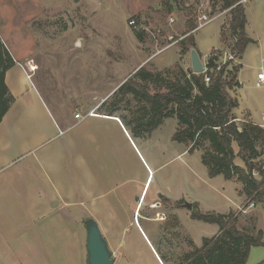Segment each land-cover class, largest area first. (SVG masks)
<instances>
[{
  "label": "rangeland",
  "instance_id": "1",
  "mask_svg": "<svg viewBox=\"0 0 264 264\" xmlns=\"http://www.w3.org/2000/svg\"><path fill=\"white\" fill-rule=\"evenodd\" d=\"M155 1L0 0V38L29 77L19 68L9 75L16 102L0 140V264H88V218L98 223L115 264H178L185 253L201 248L204 238L219 233L217 225L193 220V209H178L180 201L198 204L204 215L234 212L240 229L255 222L264 234V204L244 210L241 184L211 179L201 153H189L172 140L176 119L137 139L127 124L89 118L94 111L87 108L112 101L137 69L191 67L192 49L181 55L179 47L194 34L186 33L188 12L175 6L169 14L162 9L164 0ZM190 5L197 25L199 7L208 15L214 12L210 0ZM244 5L248 32L257 44L248 47L241 62L233 61L242 64L241 87L230 94L239 102L235 114L259 125L264 124V88L256 86L264 70V0ZM228 20L226 12L196 30L202 62L221 47V28ZM145 183L146 193L151 188L138 214L153 217L148 204L161 190L171 200L177 225L132 216L136 200L123 195ZM156 212L155 219L164 218ZM263 261L264 247L252 248L247 264Z\"/></svg>",
  "mask_w": 264,
  "mask_h": 264
},
{
  "label": "trees",
  "instance_id": "2",
  "mask_svg": "<svg viewBox=\"0 0 264 264\" xmlns=\"http://www.w3.org/2000/svg\"><path fill=\"white\" fill-rule=\"evenodd\" d=\"M190 2L164 0L162 9L170 14L178 6L188 12L186 33L195 34L197 14L193 5L188 6ZM210 2L212 14L227 11L229 18L221 28L222 48L211 52L208 59L209 68L214 70L212 82L207 84L203 74H195L192 68L179 63L163 70L144 66L113 94L109 113L129 112L131 119L121 120L135 137L151 136L164 121L176 119L172 140L184 145L189 153L200 152L211 179L222 177L241 184L240 195L246 199L243 205L246 210L251 205L264 204V127L249 120L238 122L233 114L239 102L230 91L241 87L242 65L228 61L216 71V62L225 51L241 61L247 48L256 42L246 32L248 21L243 0ZM194 34L179 43L181 55L196 50ZM135 36L139 41L144 40L142 32L136 31ZM14 66L15 61L0 38V124L15 101L6 84V74ZM237 160L242 164H237ZM191 215L193 220L217 225L219 233L204 238L202 247L185 253L178 264H247L252 248L264 247L263 231L256 228L255 222L250 228L240 229L239 215L234 212L204 215L199 205L194 204ZM160 257L163 263H168L166 256Z\"/></svg>",
  "mask_w": 264,
  "mask_h": 264
},
{
  "label": "crops",
  "instance_id": "3",
  "mask_svg": "<svg viewBox=\"0 0 264 264\" xmlns=\"http://www.w3.org/2000/svg\"><path fill=\"white\" fill-rule=\"evenodd\" d=\"M155 1V0H154ZM162 0H157V1H155V4H160V2H161ZM249 1V0H248ZM247 1V2H248ZM246 2V3H247ZM247 21H248V17H247ZM248 24H249V22H247V26H246V32H247V35L250 37V35H249V32H248ZM251 38V37H250ZM252 40H254L253 38H251ZM256 43H254V44H251V45H256L257 44V41L256 40H254ZM250 45V46H251ZM222 48V45H221V47L219 48V49H221ZM248 49L249 48H247V50H246V53H247V51H248ZM218 50V49H217ZM243 59V58H242ZM242 61V60H241ZM240 61V62H241ZM241 64V63H240ZM242 65V64H241ZM190 66H188V67H186V68H189ZM20 69L19 71L21 72V74H23V75H25L26 76V78L28 79L29 77H28V74L26 73V72H24L23 71V69H22V67H21V65L19 64V63H17L16 61H15V66L10 70V71H8V73L6 74V84H7V86H8V88H9V90H10V92L12 93V90H11V86H12V84H13V81H12V79H10L9 78V75H10V73H11V71L12 70H14V69ZM191 68V67H190ZM138 70V69H137ZM136 70V71H137ZM135 71V72H136ZM130 78V77H129ZM121 86V85H120ZM12 95H13V93H12ZM14 99H15V97H14ZM16 102V99H15V101H14V103ZM13 103V104H14ZM13 106V105H12ZM112 108V104H110V103H108V102H106L105 100H103L101 103H99L98 105H94L93 107H90V108H87V110H88V112H91V111H100V112H98V113H94L93 112V114H92V116L91 117H89V118H94V119H102V120H105V121H112V122H115L116 124H118V125H120L121 127H124L123 125H124V121L123 120H121V118H125V119H127V120H130L131 119V115H130V113H129V117L128 116H126V115H124V114H122V111H119V112H116V113H114V114H112V113H109V111H110V109ZM235 111V110H234ZM11 112H12V107H11V109H10V111L8 112V114L5 116V118H4V120L2 121V123L0 124V140L2 139V137H3V127H4V124L6 123V120L8 119L9 120V116H10V114H11ZM127 112V111H126ZM88 114V113H87ZM233 114H234V116L237 118V121L238 122H240V121H244V120H242V118L241 117H239V116H237L236 114H235V112H233ZM7 120V121H8ZM164 123H165V121H164ZM78 123L76 122V124H74V126L75 125H77ZM164 125V124H163ZM163 125L161 126V127H163ZM258 125V124H257ZM260 126H262V127H264V124H259ZM161 127H159L156 131H158L159 129H161ZM124 130L126 131V133H127V136L129 137V139L131 140V143H133L134 145H135V142L133 141V139H134V137H132L130 134H129V132L124 128ZM156 131H154L153 133H152V135L156 132ZM151 135V136H152ZM151 136H148V137H151ZM137 139H146L147 138V136L146 137H136ZM136 146V145H135ZM147 186H148V184L147 183H145V185L143 186V187H141V186H139L138 188H137V190L136 189H134V190H132L131 191V193H130V195L127 193L126 195H123V197L124 198H126V199H134V198H137V197H139V196H141V198H143L144 196H146L147 197V195H148V193L150 192V188H151V185H150V187L148 188V191H147V193H146V189H147ZM157 257H158V255H157Z\"/></svg>",
  "mask_w": 264,
  "mask_h": 264
},
{
  "label": "water",
  "instance_id": "4",
  "mask_svg": "<svg viewBox=\"0 0 264 264\" xmlns=\"http://www.w3.org/2000/svg\"><path fill=\"white\" fill-rule=\"evenodd\" d=\"M74 2H79V0H74ZM191 68L195 74H203L204 65L199 53L195 50H191ZM136 72L133 73V75ZM185 207L190 210L193 209L192 204L185 202ZM86 233H87V253L88 264H115L113 258V253L109 249L107 240L103 237L102 232L98 223L92 219L88 218L85 221Z\"/></svg>",
  "mask_w": 264,
  "mask_h": 264
},
{
  "label": "built area",
  "instance_id": "5",
  "mask_svg": "<svg viewBox=\"0 0 264 264\" xmlns=\"http://www.w3.org/2000/svg\"><path fill=\"white\" fill-rule=\"evenodd\" d=\"M247 2V0H243V3ZM199 24L198 28H202L213 21L217 20L218 18L222 17L224 13L227 11L219 12L218 14L214 13L212 15H208L205 13V10L203 6L199 7ZM173 22V20H171ZM130 26H132L136 31H140V27L138 26L137 22L135 20L130 21ZM215 56H218L215 54ZM228 61H236L232 54L229 51L222 52L221 55L219 56V60L216 62L217 68L216 71H219L222 66H224ZM204 65V79L207 84H210L212 82V77L211 73L214 72L213 69L209 68L208 61L203 62ZM256 86L258 88H264V70H261L258 75H257V82ZM93 114V113H92ZM79 117V115H77ZM250 207H254V205H251Z\"/></svg>",
  "mask_w": 264,
  "mask_h": 264
},
{
  "label": "flooded vegetation",
  "instance_id": "6",
  "mask_svg": "<svg viewBox=\"0 0 264 264\" xmlns=\"http://www.w3.org/2000/svg\"><path fill=\"white\" fill-rule=\"evenodd\" d=\"M155 195H156V198H155L154 202H152L150 205L148 204L149 210L151 212L153 211L152 212L153 213V217L145 218V217L140 216L138 214L139 210L143 206L144 201L146 200V196H144L143 198H141V196L135 198L137 206L139 204L140 205H139V208H138L137 212H136V209H137V206H136L135 210L132 213V216H135V214H137V215L140 216L141 220L152 221V222L153 221H165V225H170V223H173L172 226H175L176 222L178 221L177 220L178 218L176 216H174L173 214L170 215V208H171L170 203H171V200L167 196H165V194L161 190H158L157 192H155ZM179 207H180V209H181V207L186 208L185 207V201H180L179 204H178V209H179ZM156 210H161L162 211V215L164 216V218H161V219L156 218L155 219L156 215L157 216L160 215V213L156 212ZM165 213H168V217L165 215ZM137 221H138V224H140L139 220H137ZM140 228H141V231L139 230L140 233L144 234V231H143L141 226H140Z\"/></svg>",
  "mask_w": 264,
  "mask_h": 264
},
{
  "label": "bare ground",
  "instance_id": "7",
  "mask_svg": "<svg viewBox=\"0 0 264 264\" xmlns=\"http://www.w3.org/2000/svg\"><path fill=\"white\" fill-rule=\"evenodd\" d=\"M34 69H35V67H32V68H31V70H34Z\"/></svg>",
  "mask_w": 264,
  "mask_h": 264
}]
</instances>
